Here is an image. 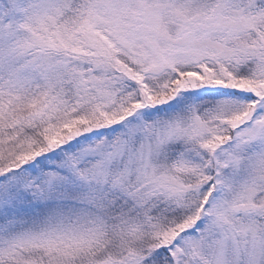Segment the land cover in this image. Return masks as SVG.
<instances>
[{"label":"snow or ice","instance_id":"obj_1","mask_svg":"<svg viewBox=\"0 0 264 264\" xmlns=\"http://www.w3.org/2000/svg\"><path fill=\"white\" fill-rule=\"evenodd\" d=\"M0 264H264V0H0Z\"/></svg>","mask_w":264,"mask_h":264}]
</instances>
